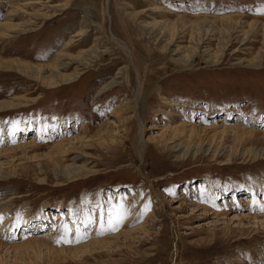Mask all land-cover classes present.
<instances>
[{
    "label": "rangeland",
    "instance_id": "obj_1",
    "mask_svg": "<svg viewBox=\"0 0 264 264\" xmlns=\"http://www.w3.org/2000/svg\"><path fill=\"white\" fill-rule=\"evenodd\" d=\"M14 8L22 14L10 21L26 32L2 38ZM129 10L145 24L206 19L220 28L234 17L254 35L221 63L196 57L188 66L174 64L177 57L145 38ZM36 13L50 19L32 18ZM84 23L88 30L80 36ZM263 31L264 0H7L0 6V61L55 69L65 55L93 46L105 52L78 80L55 87L0 68V153L35 146L0 155V264H264V64L250 66ZM180 37L179 46L190 48L189 32ZM209 48L215 52L216 43ZM133 62L143 88L139 100ZM76 67L58 70L69 75ZM126 67L118 85L102 90ZM6 103L19 107L2 109ZM137 113L144 117L141 136ZM137 141L145 144L142 160ZM177 144L191 153L178 158ZM198 146L203 151L194 155ZM249 150L263 155L254 158ZM74 159L88 173L57 179L54 170ZM34 241L41 253L29 244ZM97 241L105 246L90 247ZM19 245L25 249L17 252Z\"/></svg>",
    "mask_w": 264,
    "mask_h": 264
},
{
    "label": "bare ground",
    "instance_id": "obj_2",
    "mask_svg": "<svg viewBox=\"0 0 264 264\" xmlns=\"http://www.w3.org/2000/svg\"><path fill=\"white\" fill-rule=\"evenodd\" d=\"M6 3H7V0H4L3 2H0V6L1 7L6 6ZM18 6H21V5H18ZM49 8H51V7H49ZM20 11H21L20 9L14 8L13 11H11V13H10L11 15L6 17V19H5L6 21L1 25V28H2L1 29V32H2L1 37L2 38H7V39L12 40V38L14 36L26 32V31H22L19 28L20 27L19 25H13L12 22L10 21L11 20L10 17L14 18V17H17L16 14H22V13H19ZM38 12H40V10ZM124 12H126V10H124ZM46 13H49V12H46ZM161 13H163V12H161ZM1 15H2V13H1ZM84 15L87 19L90 18L87 11H84ZM101 15H102V13H101ZM126 16H128L130 20L135 19L134 24H136L138 26V29L145 36V38H148L149 41H152L156 45L165 44L162 47V51L166 50L167 52H171L173 55H175V57H177L176 59H173V62H175L174 64L182 63L185 66H188L189 64H191L196 57L203 58V60L206 62H215V64L216 63L218 64V62H220V60L222 59L224 54L229 52V50L235 44L243 45L244 43H246V41H250L252 39V36L254 35V30L250 29V30L246 31L242 27V24H239L237 19H234V17L223 19L221 21L222 26L220 28H217L214 26L215 23L211 22V20H206V19L198 20L195 22L194 21L193 22L192 21L184 22L183 20H178L174 23H171L170 21H164V22H154L151 24H145L141 18V15L136 14L133 11L129 10V12L126 13ZM31 17L34 19L40 18L42 20H45V19L49 20L50 19L49 15L39 14V13H36ZM32 18H30V19H32ZM145 18H147V17H145ZM212 21H216V20H212ZM29 25H31V24H29ZM186 25H188V26H186ZM81 30H82V32H81L80 36L86 35L85 33L87 32L88 29H87V25L85 23L83 24ZM186 32H189V34H190V43H191L190 48H182L179 46V40L181 39L180 35L182 33H186ZM77 35L79 36V34H77ZM263 35H264V31H263ZM113 40L115 42L114 43L115 45H118V46L120 45V48L127 49L126 47L128 45L126 46L125 44H121V42H119L115 38H113ZM212 42L216 43V49L217 50L215 52H214V50L209 48V44H211ZM97 43H98V40H97L96 44ZM72 44L73 43L69 41L66 43L65 47L69 48V47H71ZM244 45H246V44H244ZM104 53L105 52L100 51L98 49V47L93 46L78 56H66L65 55L64 57H66V59H63L61 66L59 68L57 67L55 69H52L51 67H34V66H30V65L24 64L22 62H18V61H8V62L0 61V68L1 69H8V70L14 69L13 71L17 70L23 74H26V76L28 75L29 78H34L35 76H37L40 80H42L45 83L46 86L55 87V86H58L59 84H65V83H69V82H73L75 80H78V78H80L83 75L81 71H83L86 68L88 69L89 67L94 65L96 63V61H98L101 58V56L104 55ZM255 56L256 57L254 58V60L253 61L251 60L252 64L250 66H263V64H264V39H263V47L261 49H259V51L256 53ZM72 64L73 65L75 64L77 66L76 70H74L75 72H73L72 74H69V75H64L63 73L60 72L61 71L60 69L67 68L68 66H70ZM133 65H134V69H135V72H136V75L138 78V83H137L138 89H137L136 93H137V97L139 100V99H141V97L143 95L142 94L143 88L141 87V77H140L139 68L135 65L134 62H133ZM126 69H127V67L126 68H120L117 71L115 78L113 80H111L109 83H107L103 87L102 90L105 91L107 89H111V87L113 85H118L119 81L122 79V76L126 73ZM46 71L50 72L49 76H46ZM23 74H21V75L23 76ZM23 77H25V75ZM104 91H103V93H104ZM144 103H145V100H142L141 106H140V109H142V110L144 108ZM17 107H19V105H15V104L10 105L8 103L2 105V109H10V108L14 109ZM3 112H5V111L3 110ZM224 122H226V121H224ZM137 124H138L137 132L141 136V135H143V130H144L143 129L144 117H143L142 113H137ZM226 130L227 129H225L224 131H226ZM194 131L195 130L193 128L191 130V134H193ZM252 135H254L253 132H252ZM143 145H145V144L142 141H137L136 151L138 152V159L139 160L143 159V153L145 151V147ZM33 147H35V146L32 144L29 147H27V145H25V146L21 145V146L11 148L10 150H6L5 152H1L0 155L6 154V153H9V154L13 153L14 154V152H17L20 150H22L21 152H26V150L31 149V148L33 149ZM175 147H178V148L176 149ZM173 148H174L173 152L178 154V158H185V156H187L188 154L191 153V149L190 148L185 149L184 146H182V144H180V145L177 144ZM183 149H185L186 151H185L183 157H180L179 152H180V150H183ZM57 150H60V146L57 148ZM176 150H178V151H176ZM202 151H203L202 146H198L194 150H192V153H194V155H197ZM209 151H207V152H209ZM60 152H62V151H60ZM63 153H65V152H63ZM247 154L253 155L254 158H259L260 156L263 155L260 150L259 151L249 150V151H247ZM243 155H246V153H244ZM243 155H242V157H243ZM65 156H66V154H64V157ZM231 156L232 155L230 153L227 155V158H228L227 162L230 161ZM74 160H73L74 164H72L69 167H64L61 172H58L57 168L54 170V172L56 174L55 176L57 179H59V180L64 179L67 181H71L75 178H79L80 176H84V174L88 173V171H86V169H84L82 167H77L76 161H78V160H76V159H74ZM253 219H257V218H253ZM29 244H31L32 246L34 245L33 247L38 248L40 250V253H41V251H42L41 250V244H38V241H34L33 243H29ZM99 245L105 246V242L103 243V242L97 241V242H94L93 244H91L90 247L96 248V246L98 247ZM1 246H2V244L0 243V247ZM22 247H23V245L14 246V248L16 250L18 249L17 252L20 250L19 248H22ZM91 249H90V252H92ZM22 251H23V249H22ZM28 251H29V249H28ZM62 252L67 254L66 253L67 251H62ZM62 252H58V253L62 254ZM77 252L80 253L81 251L70 250V251H68V254L72 255V254H76Z\"/></svg>",
    "mask_w": 264,
    "mask_h": 264
},
{
    "label": "snow or ice",
    "instance_id": "obj_3",
    "mask_svg": "<svg viewBox=\"0 0 264 264\" xmlns=\"http://www.w3.org/2000/svg\"><path fill=\"white\" fill-rule=\"evenodd\" d=\"M121 219H122V217H121ZM117 222H119V221H117ZM109 224H110V225L112 224L111 219L109 220ZM112 230L115 231V230H116L115 227H112Z\"/></svg>",
    "mask_w": 264,
    "mask_h": 264
}]
</instances>
